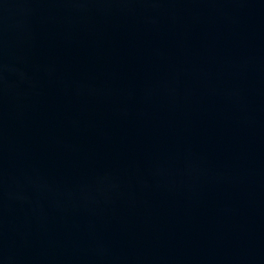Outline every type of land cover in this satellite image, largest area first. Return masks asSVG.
I'll return each mask as SVG.
<instances>
[{"label": "water", "instance_id": "1", "mask_svg": "<svg viewBox=\"0 0 264 264\" xmlns=\"http://www.w3.org/2000/svg\"><path fill=\"white\" fill-rule=\"evenodd\" d=\"M0 264H264V0H0Z\"/></svg>", "mask_w": 264, "mask_h": 264}]
</instances>
